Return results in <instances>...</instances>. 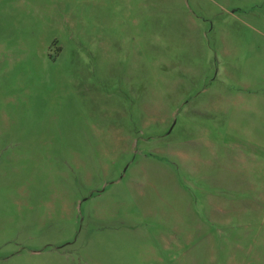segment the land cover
Instances as JSON below:
<instances>
[{"label": "rangeland", "instance_id": "1", "mask_svg": "<svg viewBox=\"0 0 264 264\" xmlns=\"http://www.w3.org/2000/svg\"><path fill=\"white\" fill-rule=\"evenodd\" d=\"M0 264H264V0H0Z\"/></svg>", "mask_w": 264, "mask_h": 264}, {"label": "crops", "instance_id": "2", "mask_svg": "<svg viewBox=\"0 0 264 264\" xmlns=\"http://www.w3.org/2000/svg\"><path fill=\"white\" fill-rule=\"evenodd\" d=\"M207 88L208 87L203 88L205 90V92H206ZM201 93L203 94V92H201ZM204 94L205 95H203L202 97H200L199 100H197L199 103H197L196 101L194 102V104H195V110L198 111V112H200V113L205 112L207 115H211V109L208 110V106H207L208 105L207 104L208 102L206 101V98H209L210 97L209 96L210 92L204 93ZM198 96H201L200 93H199ZM204 105H206V106H204ZM217 208H218V211L211 212V216L213 218H215L217 221H220V222H221V220L222 221H228V218H227L226 213H225V212H228V210H226L224 208V205H218Z\"/></svg>", "mask_w": 264, "mask_h": 264}]
</instances>
